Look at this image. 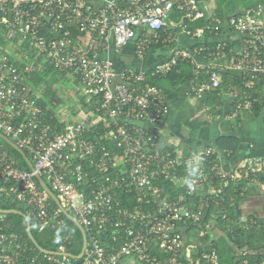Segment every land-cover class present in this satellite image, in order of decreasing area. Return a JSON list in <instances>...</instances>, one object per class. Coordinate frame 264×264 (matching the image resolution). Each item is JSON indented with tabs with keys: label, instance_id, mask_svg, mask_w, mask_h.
I'll return each instance as SVG.
<instances>
[{
	"label": "built area",
	"instance_id": "1",
	"mask_svg": "<svg viewBox=\"0 0 264 264\" xmlns=\"http://www.w3.org/2000/svg\"><path fill=\"white\" fill-rule=\"evenodd\" d=\"M92 1L98 0H0V36L19 51L29 43L32 52L16 56L22 62L19 67L8 51L0 49V134L14 142L35 168L21 169L0 146V193L23 203L42 227H60L62 212L40 189L38 173L92 234L83 264H219L216 250L193 257L196 246L188 242V230L196 228L201 236L213 230L212 221L204 219L205 208L224 194L222 185L247 182L250 194L256 189L264 193V157L250 156L228 172L216 158L209 162L216 157L211 148L186 156L178 146L165 143L146 125H157L168 115L169 93L147 83L145 73H123L122 83L115 84V65L103 53L109 49L120 53L136 40L137 56L144 58L153 45L174 41L171 34L166 37L168 26L178 29L194 41L193 52L176 49L150 75L165 77L179 62L192 61L191 93L202 98L219 89L221 72L239 71L246 92L238 108L251 111L254 95L264 107V9L241 10L225 23L217 19L214 26L191 28L207 16L208 5L200 7L201 0H101L98 5ZM225 28L238 37L239 51L217 40ZM204 37H213L214 42H201ZM194 55L205 63L195 64ZM43 66L76 79L86 95L98 100L95 112L75 120L56 111L59 122L52 125L45 117L47 108L40 104L41 95L27 83ZM100 121L106 132L93 139ZM93 169L99 175H93ZM214 181L220 187L210 195L200 191ZM168 183L183 190L175 200L164 187ZM134 192L138 198L131 207L117 200L119 194L130 197ZM201 193L207 195L200 207L185 201ZM250 217L237 215L238 223L255 225L256 218ZM155 245L166 262L152 255ZM58 252L67 253L62 246ZM235 254L239 264H264V259L251 260L247 251ZM0 264H71V258L33 254L0 217Z\"/></svg>",
	"mask_w": 264,
	"mask_h": 264
},
{
	"label": "trees",
	"instance_id": "2",
	"mask_svg": "<svg viewBox=\"0 0 264 264\" xmlns=\"http://www.w3.org/2000/svg\"><path fill=\"white\" fill-rule=\"evenodd\" d=\"M100 1L101 0L92 1L91 3L98 5L100 4ZM207 3L213 4V13L210 15L207 14L204 19L197 21L195 24H190L191 28L203 27L207 24L214 26L216 25L215 21L217 19L225 23L227 17L236 14L241 10L255 9L258 7H262L264 9V0H201L200 7H203ZM175 16L176 15L174 14L171 19H175ZM75 35L84 36V33L75 31ZM7 44L9 45V43L6 42L2 36H0V49H5L4 46ZM11 47L13 48V54L10 55L11 60L19 67L22 66V62L17 60V55L27 53L29 56H32V52L28 50L29 43L23 44L20 51L13 46ZM55 72L56 71L48 66H43L40 68L38 67L31 75L30 80L27 82L31 91L41 95L40 104L44 109L47 108L45 117L52 125H56L59 122V119L56 116V108L60 105L61 101L59 96L54 92L53 87L47 85L49 81H53L54 84H56V80H54L56 75L61 77L66 76L59 73L55 74ZM50 74H53V76L50 77ZM193 75V67L190 65L189 61H182L179 62L178 65L164 78L148 77L147 83L162 88L166 92H168V88L174 90L179 94V101L182 103L193 96L190 88V81ZM48 78L50 80H48ZM244 82V76L239 71L225 70L221 72V85L219 89L206 94L201 100V103L210 108L209 111L212 116V120H216L217 118L224 116L223 95L227 92L232 94V109L229 111V114L231 115L233 112H238L236 119L237 123H243L244 118L255 120L262 114V112H264V107L261 105L260 97L257 95H254L253 97V107L251 109L252 114H249V112L245 111L243 108H238V100L241 99L244 95V92H246ZM43 87H45L44 90L40 91V89ZM258 88L260 89V87ZM251 94H253V92ZM48 97L49 99H47ZM80 103L82 104V109L84 110L85 114H88L91 111L95 112L99 105L97 99H92L88 102L82 100ZM200 106L198 108H201ZM74 112V115L77 117L78 110L75 109ZM51 118H53V120H51ZM186 122L189 124L192 131H195L197 128H199L201 124H207V122L199 124L197 121L189 120ZM94 131L95 134L91 135L93 139H98L100 137L99 135H104L106 130L104 128L103 121L95 124ZM96 133H99V135ZM103 144L107 145L109 150L116 151L114 148H112L113 146L109 141L104 140ZM0 146L15 159L17 165L21 169L29 170V167L21 155L1 138ZM199 146V143L193 140L190 143L181 144L179 148L183 150L186 156H191L198 154ZM219 147L224 149L226 153H231L234 155L238 149V141L233 138H223L219 141ZM215 158L216 157H211L209 162H214ZM92 173L93 175H99V173L94 169ZM164 187L167 192L171 194L172 200H175L177 195H180L183 192L181 188L175 187V185L169 183L165 184ZM219 187L220 183L218 181H214L212 185H207L205 191H207L210 195L212 190ZM222 187L224 188V194L212 198L210 200V206L205 208L206 214L204 219L206 222L212 221L213 230L205 236H201L200 232L197 231L196 228H190L188 230V242L196 246L193 257H197L204 252H212L213 250H216L220 257L219 264H239L235 252L236 250H241L249 252L251 260H263L264 221L257 220L255 225L252 226L249 223H238L237 219V209L249 200L251 192L250 186L247 182L236 183L231 181L228 183V185L225 187L222 185ZM172 188L177 189L175 194L171 193ZM52 191L56 194L54 190ZM84 191L88 192V189L86 188ZM136 198H138L137 192L131 194L130 197L122 193L118 195L117 200L123 207H131L132 205L136 204ZM205 198V196L201 197L199 194H196L193 197L187 198L185 201L193 204L195 207H200ZM49 202L53 208H56V204L52 199H49ZM0 208L4 210L15 209L26 215L31 224L32 235L40 248L50 252H58L62 246L67 253L73 256L71 258V264H83V259L78 258L83 248L82 233L75 226V224L63 214H61L60 218L62 223L61 226L57 228H51L50 226L42 227L38 222H36L30 214L28 208L23 203H20L14 198L1 193ZM69 213L74 218L78 219L73 211H69ZM223 215H227V217L223 218ZM0 217L5 218L11 225L12 231L25 240L28 246L33 250V254L39 256L40 258L47 257V255L41 253L29 239L26 219L23 216L0 214ZM250 218L254 219L252 216ZM94 234L95 232L93 231V235ZM87 236L88 240L90 241L92 234L89 231H87ZM104 237L106 238L107 236L105 235ZM152 250L153 256L157 257L163 262H166V255L158 247H156V245L152 248Z\"/></svg>",
	"mask_w": 264,
	"mask_h": 264
},
{
	"label": "crops",
	"instance_id": "3",
	"mask_svg": "<svg viewBox=\"0 0 264 264\" xmlns=\"http://www.w3.org/2000/svg\"><path fill=\"white\" fill-rule=\"evenodd\" d=\"M207 5V14L210 15L213 13V4L207 3ZM167 31L168 36L166 37L172 35L174 41L153 45L149 48L144 58L137 56L138 41L136 40L127 45L120 53H115L112 49L103 53V58L113 61L115 65L118 74L115 84L122 83L121 75L126 72L145 73L147 79L152 77L150 74L153 69L157 65L167 62L176 49L181 48L193 52L194 41L187 34L182 33L178 29H171L170 26L167 27ZM210 38L204 37L200 40L201 42H214L213 37L211 38L212 41ZM217 40L228 42V44L234 45L232 46L234 47L233 50L235 49L234 51H239L240 41L238 37L234 36L226 28L224 30L221 29V34L217 37ZM194 61L196 62L195 64L205 63L203 58L195 55ZM189 63L193 67L192 61H189ZM74 85L78 91L81 90L76 81ZM168 89L170 112L159 124L146 125L151 131L158 134L165 143L172 146H181L183 143L187 144L194 140L200 145L199 151L208 148L213 149L219 165L228 172H234L250 156L264 157V112L255 120L244 118L243 123H237L238 112L229 114L232 109V94L227 92L223 95L224 116L212 120L210 108L201 103L202 98L193 95L190 99L181 103L179 94L170 88ZM199 106L201 108H198ZM71 110L72 113L68 115L70 119L74 118L76 120L83 117L84 112L79 109H77L78 118L74 115L75 108ZM247 112L252 114L251 111ZM59 115L62 118L66 117L64 112L59 113ZM187 120L197 121L199 124L207 122V124H201L199 128L192 131L186 122ZM223 138H233L238 141V149L234 155L226 153L224 149L219 147V141ZM237 215H249L258 221H264V193L257 189L254 194L251 193L249 200L240 206Z\"/></svg>",
	"mask_w": 264,
	"mask_h": 264
},
{
	"label": "water",
	"instance_id": "4",
	"mask_svg": "<svg viewBox=\"0 0 264 264\" xmlns=\"http://www.w3.org/2000/svg\"><path fill=\"white\" fill-rule=\"evenodd\" d=\"M0 138L21 155V157L23 158V160L25 161V163L27 164V166L29 167V169L31 171H35V168H34L32 162L27 157V155L19 147H17V145L14 142H12L9 138H7L6 136H4L2 134H0ZM36 180L38 181L41 189L54 201L56 206L61 210L62 214L65 217H67L69 220H71L75 224V226L81 231L82 236H83V248H82L81 254L79 255L78 258L82 259L83 255H84V252H85V250L87 249V246H88V236H87V233H86L84 227L80 224V222L76 218H74L63 207V205L61 204V202L59 201V199L57 198L55 193L51 190V188L46 184V182L43 180V178L38 173H36ZM206 195H207L206 193L199 194V196H201V197L202 196H206ZM0 214H2V215H21V216H23L26 219V223H27L28 237L33 242V244L36 246V248L39 249V251L41 253H43L45 255H50V256H67V257H70V258L73 257L69 253L50 252V251H46V250L40 248L37 245V243H36V241H35V239H34V237L32 235L30 221L27 218V216L24 215L22 212H20L18 210H15V209L4 210V209L0 208Z\"/></svg>",
	"mask_w": 264,
	"mask_h": 264
},
{
	"label": "rangeland",
	"instance_id": "5",
	"mask_svg": "<svg viewBox=\"0 0 264 264\" xmlns=\"http://www.w3.org/2000/svg\"><path fill=\"white\" fill-rule=\"evenodd\" d=\"M4 48L6 49V51H8L10 54H13V48L10 45H6L4 46ZM57 72H55L56 74ZM44 74V73H43ZM53 76V74H50V77ZM58 75H56L57 77ZM49 77V78H50ZM55 81L56 84H54L53 81H49L47 86L53 87L54 92L59 96L60 98V105L57 106L56 110L59 113L64 112L66 115V119H70V116H68L70 113H72V108L75 109H79L81 112H84V110L82 109V104L80 103V101L84 100V101H89L92 99V97L90 95H86L82 90L78 91V89L75 87V79L69 76H58L57 79ZM48 78V80H50ZM45 85V84H44ZM45 87L41 88V90H44ZM49 99V97L47 98ZM194 104H196L194 102ZM68 112V113H66ZM68 116V117H67ZM73 118V117H72ZM78 118V116L76 117ZM74 119V118H73ZM179 147V146H178ZM207 186L204 187H200V191L204 192L206 190Z\"/></svg>",
	"mask_w": 264,
	"mask_h": 264
}]
</instances>
